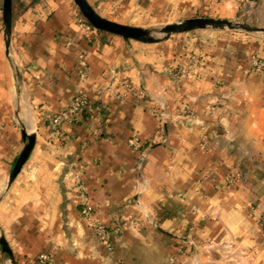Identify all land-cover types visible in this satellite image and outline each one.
Masks as SVG:
<instances>
[{
    "label": "crops",
    "instance_id": "obj_1",
    "mask_svg": "<svg viewBox=\"0 0 264 264\" xmlns=\"http://www.w3.org/2000/svg\"><path fill=\"white\" fill-rule=\"evenodd\" d=\"M87 1L134 27L236 19L244 7ZM2 5L0 232L16 264L41 255L52 264H264V72L245 73L251 56L264 60V37L201 30L158 44L103 40L71 0H12L7 56ZM189 57L181 76L176 66ZM79 92L90 109L64 139L51 138V117ZM24 131L36 142L8 187ZM79 184L95 220L113 230L109 244L82 217ZM0 264H10L1 246Z\"/></svg>",
    "mask_w": 264,
    "mask_h": 264
},
{
    "label": "water",
    "instance_id": "obj_2",
    "mask_svg": "<svg viewBox=\"0 0 264 264\" xmlns=\"http://www.w3.org/2000/svg\"><path fill=\"white\" fill-rule=\"evenodd\" d=\"M80 11L83 18L98 31H103L111 35L120 37L126 42L136 41L143 44H158L167 41L172 36L186 34L201 30H229L242 31L245 33L255 34L263 33L264 27L250 25L239 22L236 19H222L212 17H195L184 19L179 22L166 24L161 28H144L123 25L101 17L87 0H72ZM254 1V0H249ZM3 27L6 54L9 56L10 40L12 34V0H3ZM25 145L14 161L13 168L9 175L8 187L12 185L16 177L21 172L27 162L36 142L35 134H26L23 132ZM0 246L2 251L7 255L11 264H16L14 254L5 236L0 232Z\"/></svg>",
    "mask_w": 264,
    "mask_h": 264
},
{
    "label": "built area",
    "instance_id": "obj_3",
    "mask_svg": "<svg viewBox=\"0 0 264 264\" xmlns=\"http://www.w3.org/2000/svg\"><path fill=\"white\" fill-rule=\"evenodd\" d=\"M241 2L247 1V0H239ZM85 28L88 31H94V29L89 26L86 22ZM87 67L86 64H82L79 69V78L82 83L86 82L87 75H86ZM249 72H264V60L253 58L251 69L247 71ZM119 98V96H117ZM91 104L89 101V98L85 92H79L72 101H70L60 112L56 113L51 117L50 120V136L53 139H64L65 135V127L73 126L75 125L81 117L84 115V113L90 109ZM129 146L134 151H139L141 149V143L140 139L138 137H133L128 141ZM230 182H233V177L229 179ZM77 190L80 192L79 197L80 200L78 202V205L81 207V215L88 223L89 227L92 229V232L94 235L101 241L105 242L106 244H109V238L111 237V234L113 232L112 229L109 227H105L102 224L98 223L94 218V208L89 202L87 196H85L83 193V186L79 184L77 186ZM263 227V226H262ZM37 264H52L50 257L47 255H41L38 258Z\"/></svg>",
    "mask_w": 264,
    "mask_h": 264
},
{
    "label": "rangeland",
    "instance_id": "obj_4",
    "mask_svg": "<svg viewBox=\"0 0 264 264\" xmlns=\"http://www.w3.org/2000/svg\"><path fill=\"white\" fill-rule=\"evenodd\" d=\"M72 3H73V1H72ZM74 6H75V4H74ZM75 8H76L77 14L82 18L83 16L81 15L78 8L76 6H75ZM83 21H84V19H83ZM237 21L243 22V23H248V24L254 25V26L264 27V0L244 1V7L240 11L239 17L237 18ZM163 26L164 25H157V26L144 27V28H161ZM94 31H95V29H94ZM205 31L236 33V34H241V35H249L250 34V33H245L242 31H229V30H223V31L205 30ZM96 32H97V30H96ZM191 33H193V32H190V34ZM186 34H188V33H186ZM182 35H185V34L175 35V36H172L170 39H173V38L178 39ZM250 35H256V36L264 37L263 33H255V34H250ZM161 43H163V42H161ZM253 58L260 59L256 55L251 56L249 59L250 60V65H249L250 68L247 71H249L251 69ZM189 59H190V61L192 60V62H188L187 64H184L182 66L177 64V66H176L177 71H178V73H180L181 76L187 75L189 73L191 67H193L192 63L194 61H196L194 58L189 57ZM247 71H245V73ZM249 73H255V72H249ZM10 264H11V262H10Z\"/></svg>",
    "mask_w": 264,
    "mask_h": 264
},
{
    "label": "trees",
    "instance_id": "obj_5",
    "mask_svg": "<svg viewBox=\"0 0 264 264\" xmlns=\"http://www.w3.org/2000/svg\"><path fill=\"white\" fill-rule=\"evenodd\" d=\"M83 18V17H82ZM84 19V18H83ZM84 21L89 25V26H91L85 19H84ZM92 27V26H91ZM93 28V27H92ZM94 29V28H93ZM96 31V30H95ZM97 33L102 37V39L103 40H107L109 37H111V36H113V35H111V34H109V33H106V32H103V31H98L97 30ZM145 149H143L142 148V151H144ZM260 225H261V227H262V230H263V232H264V219H262V220H260Z\"/></svg>",
    "mask_w": 264,
    "mask_h": 264
}]
</instances>
